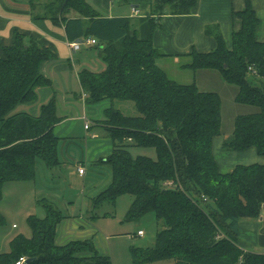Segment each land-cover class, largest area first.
Masks as SVG:
<instances>
[{"label": "trees", "instance_id": "trees-1", "mask_svg": "<svg viewBox=\"0 0 264 264\" xmlns=\"http://www.w3.org/2000/svg\"><path fill=\"white\" fill-rule=\"evenodd\" d=\"M12 1L28 2L34 18L62 24L69 42L95 41L105 68L99 73L82 69L77 77L86 105L110 104L103 110L102 124L112 149L97 164L109 168L110 181L92 199L93 208L128 194L129 219L152 211L163 224L152 247L131 250L132 264H264V253L242 249L237 236L242 220L260 219L264 229V165H237L220 173L212 154V141L220 134L218 95L200 92L193 82L176 83L156 65L164 56L152 45L161 17L188 15L197 0H150V13L143 18L102 17L88 0ZM35 10L41 15H34ZM231 15L239 29L231 34L230 48L216 26L206 27L214 50H192L182 68L214 71L237 88L234 102L257 112L234 119L222 148H252L264 157V42L256 40L260 22L249 0ZM1 54L0 201L7 182L34 180L36 160L49 170L60 164L59 139L52 132L60 120L55 101L42 105L36 116L14 113L17 106L36 99L37 89L50 86L40 68L54 54L17 33ZM115 101L132 103L137 115L115 109ZM135 148L154 150L155 160L132 156ZM39 204L44 218H28L31 237H14L9 252L0 254V264H16L20 258H25L23 264H111L89 240L57 245L56 228L63 216L46 198Z\"/></svg>", "mask_w": 264, "mask_h": 264}, {"label": "rangeland", "instance_id": "rangeland-1", "mask_svg": "<svg viewBox=\"0 0 264 264\" xmlns=\"http://www.w3.org/2000/svg\"><path fill=\"white\" fill-rule=\"evenodd\" d=\"M48 1L39 0L38 2L42 4ZM111 1L114 9H130V4L123 3L121 0ZM89 2L91 3L92 0ZM95 9L103 15V12L97 7ZM260 9L264 8L257 9L260 20V26L256 33L258 41H261L264 34V14ZM216 28L219 31V27L216 26ZM159 52L163 53L161 50ZM156 62L172 81L187 84L192 79L191 74L196 73L197 89L200 92L218 95L220 99V134L216 142L223 143L230 137L233 122L237 116L257 112L252 107L235 103L237 88L224 83L214 71H180L179 67L174 65L168 57H163ZM179 62L180 64L189 62V58H180ZM72 63L74 67L88 69L95 73H99L105 68L98 58L94 46L81 48L72 57ZM183 76H186L185 82ZM79 93L77 92V95ZM77 99L75 101L80 109V98ZM109 105V102L105 100L94 107L91 105H87V107L102 111ZM113 107L125 115H137L132 103L115 101ZM21 108L23 112L28 113L27 107ZM18 112L19 109L14 110V113ZM88 118L90 119V117ZM85 123L90 127L89 132L84 130V122L81 121L73 130L77 138L72 140V143L59 142L57 153L60 165L58 167L49 170L42 161L36 160L34 180L10 181L4 185L0 201V216L3 219V224L0 225V254L9 252L10 241L14 237L22 236L27 239L31 237L32 232L27 220L30 216L38 219L44 218L45 212L39 204L42 198L48 199L52 204L54 203L53 205L63 216L56 228L55 243L57 245H64L71 241L89 240L97 254L108 257L111 264H132L131 250L144 249L154 245L156 233L163 228V224L156 219L152 211L144 213L137 219H129L127 213L132 201L130 195L125 194L117 197L114 204L105 202L97 208H93L92 199L109 184L110 170L105 165L93 167L92 163L107 157L111 153L112 147L108 134L101 132L102 140L105 138L107 141H103L101 146L93 145L90 150L92 143L86 146L83 139L86 138V135H91L96 127L89 121L85 120ZM86 147L90 150L88 156H86ZM216 148L215 145L214 157L221 166V172H228L229 167L235 164L250 163L248 159L230 155L232 152L223 149L222 144L220 149L219 146ZM100 149L102 150L99 156L93 157ZM130 152L134 157L139 155L153 160L156 158L152 149L135 148L131 149ZM229 156H232L229 159L230 162L225 165V159ZM77 162L84 163L82 168L85 172L84 176L78 174ZM138 231L142 232V236L137 235ZM149 264H169V262L162 261Z\"/></svg>", "mask_w": 264, "mask_h": 264}, {"label": "crops", "instance_id": "crops-1", "mask_svg": "<svg viewBox=\"0 0 264 264\" xmlns=\"http://www.w3.org/2000/svg\"><path fill=\"white\" fill-rule=\"evenodd\" d=\"M249 1L258 18L257 9L264 8V0ZM121 2L130 4V9H114L111 0H92L91 3L88 0V3L94 9L97 7L98 10L103 12L102 15L95 9L102 17L106 18H143L150 13V0H121ZM244 2L245 0H197L196 6L188 15L162 16L160 19V27L155 30L152 36L153 48L158 52L161 50L163 52L161 54L164 55L163 57H168L174 65L179 67L180 71H192L182 68V66L188 64V62L180 64V58H188L186 55L192 50L198 53H208L214 50V39L210 36H206L204 33L206 26H218L226 47L230 48L231 34L233 31L239 29V22L237 20H232L231 14L232 12L241 11L244 8ZM132 9H135L136 12L133 13ZM260 11L264 14V9H260ZM33 14L40 16L41 11L35 10ZM15 33L24 36L26 40L32 39L38 42L54 54V59L44 62L40 68L42 75L50 81V86L37 89L36 99L33 102L21 104L17 106L16 109H19V112H23L21 107H27V112L36 116L39 114L41 106L53 99L56 104V114L60 119L52 130L53 134L59 139L58 144L60 141L67 144L72 143V140L77 138L73 133L75 126L81 121L84 122L85 126L86 120L91 122L96 129L93 130L94 132L91 135H86V138L83 139L84 144L87 146L89 143H92V146L89 148L90 150L93 145L101 146L103 141H107L105 138L104 140L101 138V132L107 134L102 124L104 119L103 110H94L95 108L87 107L84 103L86 95L82 92L77 77L78 72L83 68L74 67L72 63V57L81 49L70 54L66 46L69 40L66 37L63 25H53L48 19L34 18L32 16V8L28 2L0 0V56L2 55L1 48L11 45ZM261 38L259 42H264V34ZM256 40L258 41L257 37ZM84 50L87 51L88 49ZM163 57H160L157 61L161 60V58L163 59ZM156 65L158 66L157 62ZM191 76L192 79L190 83L193 82L196 85L197 74L193 73ZM182 78H184L183 81L185 82L186 76ZM189 78L191 77L189 76ZM77 92H80L79 95H77ZM77 98H80V109L77 107V102L75 101L78 100ZM91 106L94 107L95 105ZM88 117H90V119ZM84 126V130L89 132L90 127L85 129ZM56 132L61 133L57 134ZM218 136L212 141L213 157L215 145L217 148L219 146L220 149L222 144L216 142ZM86 150V156H88L90 150H88L87 147ZM101 150L102 149L97 150V154H94L93 157L99 156ZM231 152L232 154L230 155L242 157L245 160L248 159L250 163L235 164L229 167V171L237 165H264V157L258 156L252 148L241 152ZM230 157L232 156L225 159V165L230 162ZM99 160L100 159L92 163V166H98ZM215 161L219 172L226 173L227 171L221 172L220 164H218L216 159ZM76 165L77 167L83 168L84 163L77 162ZM51 199L54 200L53 198ZM237 236L239 246L242 249L264 253V229L261 227L260 219L240 221L237 225Z\"/></svg>", "mask_w": 264, "mask_h": 264}, {"label": "built area", "instance_id": "built-area-1", "mask_svg": "<svg viewBox=\"0 0 264 264\" xmlns=\"http://www.w3.org/2000/svg\"><path fill=\"white\" fill-rule=\"evenodd\" d=\"M132 12L135 13L136 10L132 9ZM95 44V41L91 38H83V39H78L72 42H67L66 46L70 52V54H73L77 51H79L81 48H87L90 46H93ZM85 129L88 128L87 124L85 123ZM77 172L79 175H84V170L80 167H77ZM168 186H171V184H168ZM138 236H142V232H138ZM25 262V258H20L16 264H23Z\"/></svg>", "mask_w": 264, "mask_h": 264}]
</instances>
